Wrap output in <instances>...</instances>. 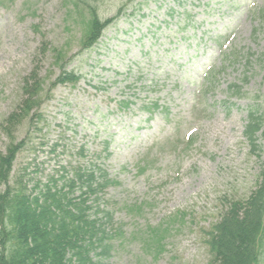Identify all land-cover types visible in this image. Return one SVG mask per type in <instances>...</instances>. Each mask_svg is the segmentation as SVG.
Wrapping results in <instances>:
<instances>
[{
	"label": "rangeland",
	"instance_id": "374dc122",
	"mask_svg": "<svg viewBox=\"0 0 264 264\" xmlns=\"http://www.w3.org/2000/svg\"><path fill=\"white\" fill-rule=\"evenodd\" d=\"M93 6L102 20L125 9L82 49ZM54 49L81 80L50 91L61 73ZM263 54L264 0H0L1 151L10 143L1 123L24 99L25 77L37 67L44 83L42 118L16 129V141L32 139L11 182L26 175L32 187L63 168L102 164L120 181L104 203L123 227L103 263L210 264L207 231L258 186L264 127L261 155L244 128L261 105ZM126 98L128 109L119 105ZM181 212L159 251L149 226Z\"/></svg>",
	"mask_w": 264,
	"mask_h": 264
},
{
	"label": "trees",
	"instance_id": "16d2710c",
	"mask_svg": "<svg viewBox=\"0 0 264 264\" xmlns=\"http://www.w3.org/2000/svg\"><path fill=\"white\" fill-rule=\"evenodd\" d=\"M87 11L84 49L92 48L103 30L115 20V17L101 20L94 6ZM45 46L43 43L42 49ZM53 53L54 64L61 73L51 88L79 82L81 75L66 70L67 54L59 49ZM37 70L35 67L25 77L24 99L1 123L10 143L5 152L0 150V264H104L101 256H108L111 240L123 234V227L115 226L114 205L104 203L107 189L120 183L103 165L63 168L62 175L38 179L32 187L30 179L24 180L26 175L11 182L14 162L32 139L30 134L16 141V129L27 119L42 118L39 110L44 83ZM231 86H236V92L241 91V86ZM260 98L261 105L248 111L244 131L251 151L259 155L262 149L258 133L264 127V88ZM120 104L127 108L132 103L125 99ZM184 216L185 213L180 218L174 216L173 221L150 227L149 232L162 241L167 223ZM207 234L213 255L210 264H264V161L257 188L247 198L229 203Z\"/></svg>",
	"mask_w": 264,
	"mask_h": 264
}]
</instances>
